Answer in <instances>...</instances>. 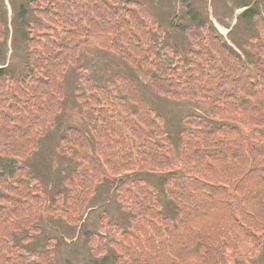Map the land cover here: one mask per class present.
Here are the masks:
<instances>
[{
    "label": "trees",
    "instance_id": "trees-1",
    "mask_svg": "<svg viewBox=\"0 0 264 264\" xmlns=\"http://www.w3.org/2000/svg\"><path fill=\"white\" fill-rule=\"evenodd\" d=\"M242 16L258 30L243 48L248 62L206 22L185 29L191 49L183 58L162 45L163 30L136 0L15 8V37L29 60L25 76L0 70V156L8 161L0 165V264H57L64 236L45 250L26 248L42 217L79 229L92 264H240L264 252V15L256 3ZM9 34L0 0V44ZM92 45L117 53L161 96L202 104L203 113L184 117L175 143L131 80L119 74L98 86L81 77L89 135L73 126L63 135L58 151L77 166L49 195L28 161L58 125L68 69ZM108 178L129 221L103 219L106 233L93 232L86 217Z\"/></svg>",
    "mask_w": 264,
    "mask_h": 264
},
{
    "label": "rangeland",
    "instance_id": "rangeland-1",
    "mask_svg": "<svg viewBox=\"0 0 264 264\" xmlns=\"http://www.w3.org/2000/svg\"><path fill=\"white\" fill-rule=\"evenodd\" d=\"M11 0H6L7 7L12 12ZM16 4L25 0H12ZM143 2L155 17V20L164 32L162 45H172L181 56L186 59L191 49V43L183 28H196L197 24H215L217 20L222 27L228 30L229 37L239 47L244 48L251 36L258 34L256 27L244 16L241 6L244 4L237 0H138ZM257 3L264 14V0H245L247 4ZM242 11V12H241ZM12 17V15H11ZM228 27V28H227ZM157 38V34L155 35ZM16 44L11 42L2 43L0 46V64L13 72V76H25L29 60L27 44L18 37ZM250 44V43H248ZM14 45V46H13ZM10 49V47H12ZM168 61L172 56L165 54ZM248 61V60H247ZM246 61V62H247ZM248 66L250 64L248 63ZM123 75L131 80L143 94L147 104L153 108L164 121V126L173 135V142H179V131L184 127V117L194 112L202 113V104L191 101L169 100L152 88H150L138 76L133 66L127 64L117 53L106 51L96 45L85 46L81 49L78 62L71 66L62 85L65 90L63 111L60 114L58 125L50 130L49 134L41 141L39 149L33 153L28 161L29 170L37 176L40 183L44 185L49 195L59 190L66 178L72 176L77 166L76 161L58 151L61 139L73 126L88 133L87 123L83 117L80 105L79 92L85 91L82 79L91 80L95 85L108 86L109 82L117 75ZM1 76V75H0ZM143 82V83H142ZM86 93V92H85ZM7 159L0 156V165L6 166ZM1 170V168H0ZM160 187V182L157 181ZM167 203V199L164 197ZM90 215V216H89ZM106 222L124 224L129 221L128 215L123 212L114 195V180L108 178L98 188V193L92 201V207L86 219L87 228L93 232L106 233L102 229V220ZM41 232L33 236L32 243L26 246L28 253L34 250H45L48 241L52 237L66 238L68 244H62L57 248V264H92L95 260L93 249L85 243L84 239L78 240L79 229L69 226L64 221H54L52 218H41L38 223ZM246 259L240 264H264V252L257 256H245Z\"/></svg>",
    "mask_w": 264,
    "mask_h": 264
},
{
    "label": "bare ground",
    "instance_id": "bare-ground-1",
    "mask_svg": "<svg viewBox=\"0 0 264 264\" xmlns=\"http://www.w3.org/2000/svg\"><path fill=\"white\" fill-rule=\"evenodd\" d=\"M221 28V30L224 32V33H227V31L224 29V28H222V27H220Z\"/></svg>",
    "mask_w": 264,
    "mask_h": 264
}]
</instances>
